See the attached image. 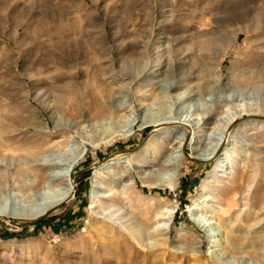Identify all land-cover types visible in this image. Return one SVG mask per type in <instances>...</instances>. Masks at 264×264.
Here are the masks:
<instances>
[{
	"label": "rangeland",
	"instance_id": "rangeland-1",
	"mask_svg": "<svg viewBox=\"0 0 264 264\" xmlns=\"http://www.w3.org/2000/svg\"><path fill=\"white\" fill-rule=\"evenodd\" d=\"M186 91L195 95L178 100ZM107 97L129 107L97 117ZM239 111L257 116L235 121L228 133L236 138L213 160L195 159ZM263 111L264 0H0V207L35 199L30 185L53 171L45 158H75L69 202L26 227L14 224L34 221L0 217V264H219L209 249L232 264H264ZM121 116L200 125L182 156L175 136L143 122L128 134ZM147 143L148 160L162 166L145 168L140 175L154 177L143 184L125 171ZM169 155L181 159L175 172L164 168ZM227 155V174L211 183ZM97 185L108 188L101 195L117 193L126 220L151 227L159 210L172 209L168 234L150 249L96 216L89 208ZM195 217L214 220L216 243Z\"/></svg>",
	"mask_w": 264,
	"mask_h": 264
},
{
	"label": "bare ground",
	"instance_id": "bare-ground-1",
	"mask_svg": "<svg viewBox=\"0 0 264 264\" xmlns=\"http://www.w3.org/2000/svg\"><path fill=\"white\" fill-rule=\"evenodd\" d=\"M243 32L248 33V32H251V30L247 29ZM239 35H240V32H237L234 34V36H233L234 43L237 42ZM207 49H208V46L205 45L203 47V50H207ZM225 56H227L226 52H225L223 58ZM205 72H206L205 68L202 67L199 73L201 75H203ZM155 83H157V82H155ZM161 83L162 82H160V84ZM163 85L167 86L169 89L176 88L175 87L176 85L174 82L163 81ZM194 95L195 94L193 92L188 93L186 91V92H184L183 95L178 96V100H180V99L190 100V99H192V97ZM74 98L77 99L78 97H74ZM107 98H108V101L105 102V104L102 105L100 107V109L97 111V115H96L97 117H102L105 115H107L109 117H113L114 115H116V113H120L129 107L128 103L121 102V100L120 101L114 100V99H112L113 97L112 98L107 97ZM92 99H94V98H92ZM71 106H72V104H71ZM74 106H75V104H74ZM141 109H143L142 105L139 106V110H141ZM256 114H257L256 111H239L235 114L233 113V115L225 121L226 129L224 131H222L221 133H219L220 135L217 138V142L213 145V147L211 149H207L203 153L196 154L194 156V158L199 160V161L213 160L216 157V154H217V152H219L220 149L228 146L232 142V140H233L232 138H236L234 135L232 136V134L228 133V128L235 121H237L241 118L243 119V117H245V116L246 117L247 116L248 117H256L257 116ZM260 114H264V111ZM3 118H5V120H7L6 117H3ZM119 118L125 121L126 126L130 127L126 131V132H128V134L130 133L129 131L133 127L137 126L140 122H143L140 127L153 125L154 129L157 131V133L162 134L163 132H166V134L168 135L166 138L171 137V136H175V138H177L179 140V142H177V143L179 144V148H181L180 151L182 152V156H184V153H183L184 149H185L184 146L186 144V140H187L188 135L190 134L191 131L197 129V127L200 125V123L189 125V124L184 123L180 118H175V117H171V116L170 117H162V118L160 117V118H156L153 120H148L146 117L142 118V116L141 117L135 116L134 118H131L130 116L127 118L125 116H121ZM202 120H203V118H202ZM97 122H98V120H96L95 123H97ZM125 123H123V124H125ZM201 125L205 126V125H207V122L203 121ZM251 125H252L251 123L246 124V126H251ZM0 128H1V125H0ZM198 132H200V131H198ZM177 134H178V136H177ZM236 134H238V133H236ZM194 135L197 137L200 135V133L198 135L197 132H194ZM163 137H165V136H163ZM161 138L162 137L159 134H156V139H155L156 144H159V141ZM3 139H4V134H2V132L0 130V141H2ZM2 146L3 145L0 143V148H2ZM171 148H173V147H171ZM151 149H152V144H148L147 147L145 148V151H144L146 154L143 155V157L139 161L132 160L133 159L132 156H130L128 158V161H127L128 164H127V168H126L127 170L125 171V174H126L125 176L132 175L133 177L130 176L131 177L130 180L133 181L134 178H138L143 184H146V183L151 181L150 178L154 177V172H145L144 175L143 174L140 175V173L143 172V170L145 168H148L152 165L153 166H157V165L162 166L158 163L156 158H154L152 160H150V159L148 160V158H147L148 153H150L152 151ZM171 150H173V149H171ZM161 151H163V150H161ZM179 157H181V156H179ZM180 160L181 159H176V157L174 158V157H172V155H169L164 160V166H165L164 168H171V171L175 172L180 166V163H181ZM74 162H75L74 157L65 158L64 155L45 158L43 160L44 165L46 167H50L51 169H53V171L50 172L47 176H43L42 178H40V176H39L40 180L37 178H35L36 180L34 179L33 182L31 180L32 184L30 186L32 189H34V192L36 193V197L34 196L35 199L27 201L25 203H21L20 205L19 204L16 206L14 205L11 209L6 208V206L0 207V217L7 219V221H8V219H26V220L36 221V220H39L40 217H44V216L49 215V213L58 210L64 204L69 202L72 199V197H74L73 186H72V182L74 183V176L71 179V168H72ZM228 162H229L228 155L225 157V159L220 157L217 160V164L215 166V169H214L213 173L211 174V183H213V181L219 180L220 178H223L225 176V173L228 170V169H226ZM46 167H45V169H47ZM171 171H170V173H171ZM101 173H102V169H100L98 172H96L95 176L97 174H100V176H101ZM105 173L109 174L110 172H105ZM103 174H104V172H103ZM232 175H234V170L232 172ZM169 176H170V178L167 180V185H169L171 188H175L174 183H173V179H172L173 173L169 174ZM57 187L59 189L54 190ZM95 189L97 191L93 192V194H92L93 201H92V204L89 208L90 211H92L96 216H102L103 219L113 223L114 227L117 230H119L120 232H123V233H127L129 236L133 237L141 246L151 249L157 245L155 237L159 233L163 234V236H164V234H168V230L170 227V221L172 218L171 216L173 215L172 209H169L168 207H166V208L161 207L162 209L159 210V212H157L158 214L155 215L154 223L150 227L151 222L148 225V224H146V223H148V221H146V222L145 221H142V222L137 221L136 222V221H133L131 219L126 220V219H124L123 216H121V210L122 209L114 203L115 198H117V193H115L114 190H110L109 195H106V194L101 195L100 192H102L104 190H108V188L104 187V186L97 185V187H95ZM46 190H49V191L51 190L52 194H50L49 196L48 195L46 196L45 194L41 193V191H46ZM125 194H126V192H124V191L118 192L119 196H124ZM219 206L222 210L223 206L220 203H219ZM192 209L195 210L196 208H192ZM193 214H195V212ZM216 217H215V219H217ZM211 221L212 220H208L205 217H204V219H197L196 217H195V219H193V222L196 226L205 230V235L209 239L208 240L209 244H213V243H216L218 241V239L216 237H217V234L219 233V232L217 233L214 230V228L211 226L212 224L215 223L214 220L212 222ZM9 222H12V221L9 220ZM16 224H18V223H16ZM20 224H23V223H20ZM218 236H220V235H218ZM207 256L211 257L212 259H214L216 261H219V264H232V262H233L230 259H227L226 255L224 253H220L216 249L215 250L209 249L207 251Z\"/></svg>",
	"mask_w": 264,
	"mask_h": 264
},
{
	"label": "water",
	"instance_id": "water-1",
	"mask_svg": "<svg viewBox=\"0 0 264 264\" xmlns=\"http://www.w3.org/2000/svg\"><path fill=\"white\" fill-rule=\"evenodd\" d=\"M38 220L34 221V222H28V223H23V224H15V226L17 227H26V226H29V225H32L33 223L37 222Z\"/></svg>",
	"mask_w": 264,
	"mask_h": 264
}]
</instances>
